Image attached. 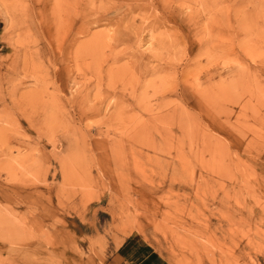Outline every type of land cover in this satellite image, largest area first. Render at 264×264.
Returning <instances> with one entry per match:
<instances>
[{"label":"rangeland","instance_id":"rangeland-1","mask_svg":"<svg viewBox=\"0 0 264 264\" xmlns=\"http://www.w3.org/2000/svg\"><path fill=\"white\" fill-rule=\"evenodd\" d=\"M143 255L264 264V0H0V264Z\"/></svg>","mask_w":264,"mask_h":264},{"label":"crops","instance_id":"crops-1","mask_svg":"<svg viewBox=\"0 0 264 264\" xmlns=\"http://www.w3.org/2000/svg\"><path fill=\"white\" fill-rule=\"evenodd\" d=\"M153 256L152 257H146V255H145L144 257H139L138 258L139 262L137 261L134 264H159L158 257H155V255H153Z\"/></svg>","mask_w":264,"mask_h":264}]
</instances>
